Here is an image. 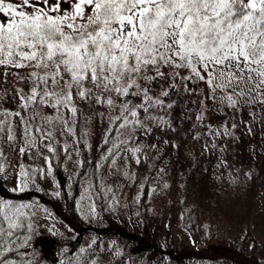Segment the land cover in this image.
<instances>
[{"label": "snow or ice", "instance_id": "1", "mask_svg": "<svg viewBox=\"0 0 264 264\" xmlns=\"http://www.w3.org/2000/svg\"><path fill=\"white\" fill-rule=\"evenodd\" d=\"M0 69L27 88L0 93V105L16 106H0V173L8 170L5 146L43 160L37 169L12 166V192L34 184V174L51 175L58 153L77 154L82 167L79 146L90 148L84 129L92 120L100 126L97 172L107 165L131 179L132 164L148 153L179 149L169 135L178 128L227 167L237 130L264 131V0H0ZM94 187L81 197L90 216ZM38 210L0 196V264H41L30 251Z\"/></svg>", "mask_w": 264, "mask_h": 264}, {"label": "trees", "instance_id": "2", "mask_svg": "<svg viewBox=\"0 0 264 264\" xmlns=\"http://www.w3.org/2000/svg\"><path fill=\"white\" fill-rule=\"evenodd\" d=\"M79 159L83 166L72 171L68 159L58 153L52 173L56 184L50 186L45 176L40 179L34 174L36 182L30 183L24 192H12L8 170L0 173V196L39 206L32 221L34 234L30 251L41 264H77L78 259L80 264L92 259L96 264H264L257 247L258 238L251 227L245 234H230L221 242L216 238V230L202 234L185 214L183 222L198 238L201 250L178 245L173 238L172 223L163 226L164 212L149 201L147 182L142 183L140 206L126 207L123 187L109 178L107 165L97 172L95 164L99 158L85 148L79 150ZM26 168L40 166L32 164ZM249 172L248 193L254 196L264 178L255 167ZM97 182L99 187L93 188L96 215L90 216L81 197L88 195L84 192L88 184ZM57 191L59 196L55 195ZM48 221L53 226L48 227ZM93 239L96 244L78 258L79 248L86 247ZM116 251L122 255L117 256Z\"/></svg>", "mask_w": 264, "mask_h": 264}, {"label": "rangeland", "instance_id": "3", "mask_svg": "<svg viewBox=\"0 0 264 264\" xmlns=\"http://www.w3.org/2000/svg\"><path fill=\"white\" fill-rule=\"evenodd\" d=\"M14 86L25 87L23 84H17L13 77H8L6 81L0 77V93L6 90L11 96L14 94ZM0 106L9 109L16 107L14 102ZM84 114L89 115L87 108L84 109ZM175 114L174 112L173 116ZM82 128V123L78 121V133ZM84 131L89 134L87 143L90 148L86 150L99 158L102 149H97L96 145L100 139V126L92 120ZM256 131L258 135L249 137L242 134V130H237L235 135L238 139L231 142L224 153L223 158L227 160V167L217 168L218 154L202 155L200 143L187 139L178 128L177 132H180V135L169 133L173 142L180 145L178 150L161 145L160 154L156 159L151 158L153 154L150 152L145 163L132 164L129 169L132 173L131 179L122 176L120 172L108 170L109 178L123 187L124 204L133 208L140 206L142 183L147 182L150 186L149 201L158 205L157 207L164 212L163 226L172 223L173 238L178 245L200 249V242L183 222L187 214L202 234L216 230V238L221 242L230 234L243 235L246 229L251 227L258 238L257 247L264 257V182L254 196L248 193L247 187L250 168L258 169L264 178V138H258L260 135L264 137V131L259 127ZM185 139L187 143L184 142ZM66 141L71 149L73 138L68 136ZM225 143L228 144V141ZM5 148L8 179L13 187L15 173L12 166L17 163L25 167L32 164L43 166V160L35 153L18 156L14 148L7 146ZM81 148H84L83 145L79 146V150ZM76 159L75 153H71L68 158V166L72 171L77 169L74 163ZM118 167L124 170L122 163H118ZM157 168L165 169L166 174L160 175L156 172ZM45 178L50 186L56 184L52 174L45 175ZM51 226L53 223L48 221V227Z\"/></svg>", "mask_w": 264, "mask_h": 264}]
</instances>
